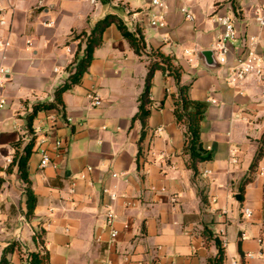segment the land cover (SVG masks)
I'll use <instances>...</instances> for the list:
<instances>
[{"label": "crops", "instance_id": "0c3cea01", "mask_svg": "<svg viewBox=\"0 0 264 264\" xmlns=\"http://www.w3.org/2000/svg\"><path fill=\"white\" fill-rule=\"evenodd\" d=\"M163 1L165 8L152 0H0V38L11 42L4 60L0 53L7 70L0 86V261L9 247L6 264H28L38 249L49 254V264H207L217 255L218 237L225 264H264V159L251 169L264 133V83L229 82L248 36L259 35L257 52L264 57V27L254 18L264 0ZM184 5L194 21L180 11ZM215 12L234 16L238 35L229 42L227 63L210 70L196 52L215 50L223 31L211 19ZM108 13L118 14L132 31L142 28L149 55L135 54L111 25L81 82L63 93L61 110H40L30 128L34 106L53 102L83 58L86 42L75 36L89 33ZM160 13L167 25L152 26L151 15ZM153 50L172 56L180 84L191 85L189 96L208 103L201 141L212 159L199 163L197 173L187 165L186 127L174 114L179 84L168 71L153 75L144 160L137 162L143 126L132 118ZM91 93L101 104L92 105ZM55 111L51 126L48 115ZM45 137L51 159L40 168L37 145ZM33 138L28 170L37 205L27 217L18 165L8 168L15 144L21 141L22 149ZM57 139L62 146L55 152ZM110 208L116 214L113 242L105 222Z\"/></svg>", "mask_w": 264, "mask_h": 264}, {"label": "trees", "instance_id": "16d2710c", "mask_svg": "<svg viewBox=\"0 0 264 264\" xmlns=\"http://www.w3.org/2000/svg\"><path fill=\"white\" fill-rule=\"evenodd\" d=\"M109 0H104L108 2ZM111 25H115L120 31L123 38L129 43L135 54L142 56L144 54L149 55L146 52V43L144 34L141 27H138L136 30H130L123 19L116 13H108L105 17L100 19L91 29L89 33L82 32L75 36V38H82L86 42V47L84 50V55L82 60L76 65L75 71L69 76L68 81L63 85L59 86L55 92V99L51 103L36 104L33 109V113L29 116V127L32 128V122L36 114L40 110L46 109H55L58 112L61 110L60 107L63 104L62 95L63 93L71 88L75 84H79L83 78V75L87 72L91 61L94 58V51L97 47L102 44L103 34L105 30ZM152 57L149 60V70L146 76L145 88L142 94L139 97V106L138 111L132 118V121L139 120L142 123L143 129L141 137L138 144L137 152V162L140 164L144 160V153L142 142L145 139L146 135V121L150 114V108L152 105V99L150 97V91L152 86V78L157 70L163 72H169L170 75H173L178 86L177 96L174 98V114L176 121L185 125V146L184 153L188 156L187 165L195 173L198 172L197 166L199 163L208 161L212 159V153L210 150L206 149L203 146L201 141V122L204 119L208 103L202 100H195L189 96L190 84H180V69L176 67L173 63V57L165 55L159 50H153ZM264 140V133L260 140ZM261 142V141H259ZM21 141H18L15 144L16 151L14 154V159L8 171L11 169L12 165L17 164L20 177L25 184V194H26V203H27V217H32L35 212L37 205V196L33 192L30 184L28 162L31 155L34 152V138L27 143L21 149ZM263 150L259 149L257 154L254 156V159L251 163V169L254 170L257 164H259L260 159L263 155ZM4 179L0 177V190L4 184ZM249 179H245L243 185L248 183ZM243 191H241V194ZM243 195H241V199ZM208 236H213V233L207 230ZM40 243H43L41 239V233H39ZM215 244L217 246L218 252L215 257H212L208 260L207 264H225V250L222 246V243L218 237L214 238ZM10 248H5L3 257L1 258L0 264H6V254L9 252ZM28 264H49V254L42 250H34L29 254Z\"/></svg>", "mask_w": 264, "mask_h": 264}, {"label": "built area", "instance_id": "2783aa9c", "mask_svg": "<svg viewBox=\"0 0 264 264\" xmlns=\"http://www.w3.org/2000/svg\"><path fill=\"white\" fill-rule=\"evenodd\" d=\"M152 3L154 5H157L161 8L167 7L163 0H152ZM180 11L184 14L186 20L188 21H194L195 16L192 12L191 8L187 5L181 6ZM254 18L258 22V24L261 27H264V7H256L254 9ZM211 19L214 23L218 24L223 28V31L218 38V40L215 42L214 45V51L216 54V58L218 63L220 64H226L228 61V54L230 53L229 50V42L233 39H235L238 35L237 29H236V18L234 16L228 15V14H219L218 12H215L211 16ZM150 24L152 26H158V27H164L167 25L165 15L160 14H152L151 18L149 20ZM5 20H0V25H4ZM260 42L259 35H251L248 36L245 42L244 51L241 55L237 56L235 66L232 69V74L229 78V82L232 85L241 86L243 85L248 78H254L255 80L259 82H264V57L257 52V45ZM11 42L9 38H0V53L2 54L1 59L4 60L6 58L5 52L10 47ZM68 51H71V48H67ZM57 70V69H56ZM7 73V70L4 66L0 64V86L5 79V75ZM89 97L91 98L92 105L97 106L101 104V98L96 93L89 94ZM58 114L55 111V113H50L48 115V119L51 122V126L56 123ZM47 138L45 137L40 141V143L37 145V152L40 155V168H45L50 165V159L51 149L47 148L46 146ZM62 146V142L60 140H55L53 142V150L55 152H58ZM210 173V170H206L204 172V175ZM113 176H117V174H113ZM81 178H85V174H80ZM72 193L74 190V185L72 186L71 190ZM105 193H108L109 190L107 188L104 189ZM110 197L112 200L116 199L115 193H110ZM178 196L173 195L172 202L177 203ZM243 213L246 216H251L252 212L249 208H245ZM105 222L107 225V228L109 229V238L110 241H114L117 237V231L114 228V223L116 219V214L113 209H108L106 211L105 215ZM36 236V234H34ZM37 242L39 243L38 237H36ZM98 239H100L98 237ZM248 257H251L252 254L248 253ZM140 264H144L141 262ZM231 264H238L236 261H232Z\"/></svg>", "mask_w": 264, "mask_h": 264}, {"label": "water", "instance_id": "95a60500", "mask_svg": "<svg viewBox=\"0 0 264 264\" xmlns=\"http://www.w3.org/2000/svg\"><path fill=\"white\" fill-rule=\"evenodd\" d=\"M196 57L200 60L201 64L204 67L210 70H215L219 68V63L217 61L215 51L212 49L198 51L196 52ZM236 198L240 200V195L237 194Z\"/></svg>", "mask_w": 264, "mask_h": 264}, {"label": "rangeland", "instance_id": "374dc122", "mask_svg": "<svg viewBox=\"0 0 264 264\" xmlns=\"http://www.w3.org/2000/svg\"><path fill=\"white\" fill-rule=\"evenodd\" d=\"M102 2H104V0H101ZM104 3H106V2H104ZM80 51V50H79ZM262 83H264V82H262ZM264 96V95H263ZM262 123V125H264V122H261ZM264 128V127H263ZM259 141H261V142H259ZM258 146V148H257V152H258V150L259 149H261V150H263V152H264V140L263 139H259L258 140V144H257ZM257 152H256V154H257ZM264 159V153H263V155H262V157H261V159H260V161H262ZM260 163V162H259ZM214 227V226H213ZM29 237V236H28ZM36 237H38V239L40 238L39 237V233H36V236H35V239H36ZM29 238H31V237H29ZM28 238V239H29ZM36 241H37V239H36ZM38 243V242H37Z\"/></svg>", "mask_w": 264, "mask_h": 264}]
</instances>
